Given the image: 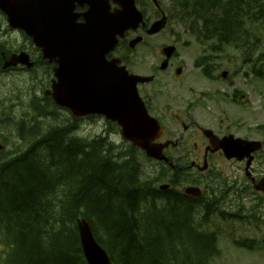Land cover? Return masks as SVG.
I'll list each match as a JSON object with an SVG mask.
<instances>
[{"label":"trees","instance_id":"trees-1","mask_svg":"<svg viewBox=\"0 0 264 264\" xmlns=\"http://www.w3.org/2000/svg\"><path fill=\"white\" fill-rule=\"evenodd\" d=\"M249 3L202 0L199 15L229 39ZM31 130L29 148L0 156V243L14 249L16 264H84L80 217L107 238L118 264H209L214 242L195 227L212 206L150 186L139 149L118 153L107 137L78 139L75 123Z\"/></svg>","mask_w":264,"mask_h":264},{"label":"flooded vegetation","instance_id":"flooded-vegetation-1","mask_svg":"<svg viewBox=\"0 0 264 264\" xmlns=\"http://www.w3.org/2000/svg\"><path fill=\"white\" fill-rule=\"evenodd\" d=\"M178 1H181V5H188L194 0ZM107 2L112 10L120 9L119 4L115 3L113 0H107ZM134 2L143 13L146 26H140L139 29L126 33L125 38L121 42V48L119 47L120 56L123 57L125 55L121 52L122 47H126L127 51L131 52L129 41L136 36H144L151 23L164 17L163 12L168 15V18H171L170 13L163 9V7H166V2L164 0H134ZM168 2V6H174L173 0H168ZM86 9V6L83 8L76 6V12H82ZM3 17L6 27L0 23V78L3 79L4 83L2 81L3 85L1 83L0 90L7 91V95L10 99L25 100L32 96H37L38 99L43 101V105L48 104L51 99L49 96H46V93L51 86V71L54 65L43 59V50L36 48L33 41L27 38L22 30L10 28L7 24L8 22L6 23L7 18L0 13V21ZM173 43L176 46L180 45L181 38L179 35ZM238 47L243 50L240 46ZM150 50L158 55L159 67L157 69L152 68L149 75L154 77V81L145 86H151L159 82V68L165 61L162 47L158 49L153 47L150 48ZM246 51L250 53L248 62L249 67L246 65L238 69L224 68V71L228 72L227 80L215 86L214 89L206 88L208 90L201 92V95H192V100L188 102L186 107L181 105L172 106L168 103L159 104L154 100V97H145V102L150 114L157 118L164 130L163 137L159 141V143H164V145H166L163 153L178 161L179 172H177L176 175L182 174L183 171L187 169L186 173L179 175L177 178L175 184L177 186L180 185L177 189L181 191L187 188L200 190V192L194 191L186 196L196 202L203 201V204L208 207L222 206L229 209L235 206V203L239 202L247 204V207L260 206V199L252 188L246 186L244 189L240 186L239 182L226 181L224 179L222 169L217 168V161L227 162L228 159L222 150H217L213 145V142L216 141L214 135L220 139L230 135H234L236 138H243L240 136L241 129L250 131L253 127V110H257V108L256 106H247L250 101H247L249 96L246 94V87L249 89L250 86L253 87L254 77L258 73V58L254 56L252 50L248 47ZM21 53H26L30 56L31 60L35 63L34 69L31 68V70H29L22 66L3 69L2 66L7 60L13 55H19ZM200 56L201 54H198L197 57L193 59V70L207 74L209 68L197 66V62L201 59ZM112 57L113 55L110 58ZM126 58L128 59V56H126ZM179 60H181V56L175 52L173 58L170 60L171 68L169 69H171V72L176 73L178 67L181 66V64L178 65ZM174 63H176V65H174ZM230 63L233 64L234 61H230ZM238 71H240V74L237 73ZM242 77L243 80L240 81ZM16 81L21 89L20 87L13 89ZM27 84L29 86L24 92V85L27 86ZM38 86L41 87V89H36ZM227 97L229 98V104H226V100H222V98L226 99ZM34 103L35 101L30 103L31 107ZM249 108L250 120L246 121L245 117L238 119L237 114H235L236 110H246L247 114V109ZM227 110L231 111L233 115L226 116L225 113L222 112ZM200 116H202V118L199 119ZM70 120L75 122L73 118H70ZM172 127H175V129H172ZM25 133H28L27 130ZM39 133L42 134L40 131ZM114 133L116 134V132ZM19 135H21V133L17 136L19 137ZM185 136H187V138ZM245 136L247 137V134H245ZM5 142L6 144L10 143L9 141ZM187 146H189V149H187ZM256 154L254 155L255 159L253 163L256 160ZM228 161L237 162L241 165V169L244 167L245 172L248 161L247 158L241 162L236 158ZM202 166L206 167L204 171L201 169ZM249 177L253 181L251 173H249Z\"/></svg>","mask_w":264,"mask_h":264},{"label":"water","instance_id":"water-1","mask_svg":"<svg viewBox=\"0 0 264 264\" xmlns=\"http://www.w3.org/2000/svg\"><path fill=\"white\" fill-rule=\"evenodd\" d=\"M14 7L16 10L21 8L15 5ZM3 10L10 16L12 26H15L13 7L6 5ZM123 14L127 18L130 15L128 10ZM121 15L111 18L109 24L111 34L104 33L103 27L95 23L97 18L101 17V11L96 9L87 14L88 24L82 26L72 22L71 24L68 22L61 24L59 21L48 22L51 35L47 36L52 40L54 49H61L66 60L71 61V58L73 60L57 73L59 84L54 96L60 106L69 108L76 116L97 113L118 122L125 139L154 157L157 150L151 142L155 134L158 135L160 132V128L147 117L135 90L136 81L130 78V86L127 84L123 87L116 81H111L109 99H103L97 93V88L101 89L98 85V69L103 70L107 67V63L102 58L115 46L117 42L115 37L123 29L126 21L120 18ZM21 27L30 33L28 26ZM54 56H57V53H54ZM85 225L82 226L84 233L87 231ZM99 254L100 249L95 246L87 254L89 264H108L107 258Z\"/></svg>","mask_w":264,"mask_h":264},{"label":"rangeland","instance_id":"rangeland-1","mask_svg":"<svg viewBox=\"0 0 264 264\" xmlns=\"http://www.w3.org/2000/svg\"><path fill=\"white\" fill-rule=\"evenodd\" d=\"M244 1H250L249 6L255 4V2H256L254 0H244ZM254 35L256 36V33H253V35H252L251 32L250 33L248 32V34L244 37V39L246 38V39H250L251 40V38H254ZM262 38H263L262 44H261V46L259 48L261 50H264V33H262ZM227 54L228 55L236 54L238 56L239 52L235 53L232 49L231 50L229 49L227 51ZM219 58H220V56H219ZM217 62L219 63V60H217ZM221 64L224 67L228 66V64L226 62H222ZM171 80H172V78H170L165 84L160 86V88H161V90L163 92V94H162V96L160 98V102H165L167 97L179 98V95H182V96H184V98L182 100L179 98L178 100L175 101V103H177L178 105H181L183 107H186V105L184 103H186L185 100H186V98H188V95H190V93H188V90L186 88H184V90H180L179 87H168L170 85V83H171ZM39 83H40V81H39ZM28 86H29L28 84H27V86L24 85V88H23L24 92L27 90ZM15 87L19 88L20 86L18 84H15L14 88ZM263 87L264 86L259 81H257V83H256L257 90L256 91L255 90L251 91L253 97L256 98V102L255 101H253V102L255 103V105H257V110H255V112L253 113V120L256 119L257 123L259 122L260 124L264 123V104H263V102H264L263 101V96L264 95L262 93H260ZM20 89H21V87H20ZM36 89H41V87L38 86ZM200 89H203V88H200ZM0 93L3 94V95H7L8 94L7 91L6 92H1L0 91ZM249 99L252 100V97L250 96ZM172 106H173V104H172ZM245 117H246V121H248V117L247 116H245ZM71 123H74V122H72L71 120H69L67 118H62V117H59L57 115L50 114V113H48V112H46L44 110L42 112H40L39 110H36V111H34V118L32 119L30 125H31V129H33V127H34L35 129L39 130L40 132H43V130L46 127H49V126H52V125H62V124L70 125ZM247 123H249V122H247ZM75 124L77 125V129H78V132H79L78 134H81L82 136L90 138V136H86V135H84L81 132L79 124H77V123H75ZM255 124H256V122L253 121V125H255ZM2 126L6 127L5 131L9 135H12V133L15 132V131H17L18 133H21V135H19V137L17 138L18 143L14 146V150H13L14 156L19 155L20 153H22V151H24L27 148H29L30 144L35 139L33 132L25 133L26 130H28V131L29 130L32 131V130L28 129V128H25L23 123L21 124V127H20L16 123H12V121H8V122H5V124L2 125ZM24 129H25V131H23ZM172 129H175V127H172ZM107 136H109V135H107ZM185 137L187 138V136H185ZM258 139L263 140L260 136H259ZM187 148H188V146H187ZM263 165H264V163L261 164V167H263ZM46 168H47V166H46ZM231 170H232V167H229L225 171H226V173H230ZM42 171H44V170H42ZM47 217H48L47 218V222L49 223V221L51 219V215L48 214ZM47 222H46V220H44L43 223H47ZM9 234H10V232H9ZM102 236L104 238H106L104 235H102ZM27 253H28V251L25 252V254H27ZM25 254H24V256H25ZM24 258L25 257H23V260H25ZM242 259H243L242 254L238 255V253H236L235 250L232 249V254H230V256L227 257V259L224 260V263L225 264H240ZM17 261H18V256H17ZM247 263L248 264H254L250 260Z\"/></svg>","mask_w":264,"mask_h":264},{"label":"bare ground","instance_id":"bare-ground-1","mask_svg":"<svg viewBox=\"0 0 264 264\" xmlns=\"http://www.w3.org/2000/svg\"><path fill=\"white\" fill-rule=\"evenodd\" d=\"M99 71H101L102 69H98ZM107 135H109V136H107ZM104 137H107V138H109L110 137V134L109 133H106V134H104Z\"/></svg>","mask_w":264,"mask_h":264}]
</instances>
